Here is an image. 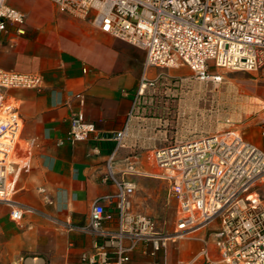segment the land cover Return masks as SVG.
I'll return each mask as SVG.
<instances>
[{"label": "built area", "instance_id": "obj_1", "mask_svg": "<svg viewBox=\"0 0 264 264\" xmlns=\"http://www.w3.org/2000/svg\"><path fill=\"white\" fill-rule=\"evenodd\" d=\"M49 1L59 12L73 17L92 16V23L102 32L145 52L130 113L146 88L162 75L148 78L146 72L151 68L184 65L196 80L214 83L221 82L222 75L209 73L211 67L248 72L264 69V0ZM24 22L22 11L0 0V32L13 24L23 33ZM42 87L40 74L0 68V202L10 204L14 222L21 221L27 209L10 198L13 168L22 163L23 122L6 93L11 89L40 91ZM77 97L82 104L84 95ZM95 133V123L82 110L71 117L69 141H84ZM126 135L124 126L107 139L117 148ZM62 143L63 139L57 140ZM113 154L104 180L114 181L118 188L115 195L106 197L114 204V215L95 200L88 222L69 226L101 239L92 252L80 254V264H125L137 244L154 257L162 252L161 264H167L168 243L202 229L210 233L186 264H264V150L235 130L174 140L156 149L151 159L157 177L168 179L166 184L177 202V222L171 233L158 230L152 216L133 209L130 196L136 184L116 181L110 164ZM132 163L127 164V171L135 172ZM210 242L218 252L216 259L209 253Z\"/></svg>", "mask_w": 264, "mask_h": 264}, {"label": "crops", "instance_id": "obj_2", "mask_svg": "<svg viewBox=\"0 0 264 264\" xmlns=\"http://www.w3.org/2000/svg\"><path fill=\"white\" fill-rule=\"evenodd\" d=\"M7 2L24 13L25 22L23 33L13 24L0 32V68L40 74L43 87L6 93L23 122L22 163L13 168L10 198L27 209L22 220L14 222L10 204L0 202V264H80V254L92 252L101 239L69 226L87 223L95 200L114 215V204L106 197L115 195L118 188L114 181L104 180L112 153L110 164L116 181L136 184L130 196L133 209L154 220L165 211L161 186H168L157 177L151 159L153 152L164 146L157 129L160 122L147 116L144 96L130 113L145 52L102 32L92 23V16L82 19L59 12L49 0ZM163 70L151 68L146 76L155 78ZM78 94L84 95L82 104ZM78 110L95 123L96 133L87 140L71 142L67 139L70 119ZM124 126L127 135L116 148L107 136ZM58 139L63 143L57 144ZM245 140L264 150L261 133ZM129 162L135 172L127 171ZM209 233L202 229L192 234L194 241H170L167 264L189 262ZM191 247L194 249L187 257L172 260L173 248L180 253L181 248ZM209 253L213 259L218 257L212 242ZM129 255L125 264H161L163 260L162 252L151 256L141 244Z\"/></svg>", "mask_w": 264, "mask_h": 264}, {"label": "rangeland", "instance_id": "obj_3", "mask_svg": "<svg viewBox=\"0 0 264 264\" xmlns=\"http://www.w3.org/2000/svg\"><path fill=\"white\" fill-rule=\"evenodd\" d=\"M215 71L222 75L219 84L194 79L187 66L165 69L155 84L146 88L142 101L148 105L147 116L160 122L157 129L161 133V145L228 129L248 139L264 130V69L252 72L209 69V72ZM163 179L168 183L167 178ZM161 187L165 190L162 197L165 211L155 221L158 230L171 233L177 222L176 201L168 187ZM190 239L194 241L192 234L181 242ZM193 249L181 248L178 253L173 248L172 260L187 257Z\"/></svg>", "mask_w": 264, "mask_h": 264}, {"label": "bare ground", "instance_id": "obj_4", "mask_svg": "<svg viewBox=\"0 0 264 264\" xmlns=\"http://www.w3.org/2000/svg\"><path fill=\"white\" fill-rule=\"evenodd\" d=\"M216 83V82H215ZM14 162H18V161H14Z\"/></svg>", "mask_w": 264, "mask_h": 264}]
</instances>
